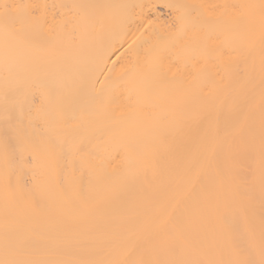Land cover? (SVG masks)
Segmentation results:
<instances>
[{
    "label": "bare ground",
    "instance_id": "bare-ground-1",
    "mask_svg": "<svg viewBox=\"0 0 264 264\" xmlns=\"http://www.w3.org/2000/svg\"><path fill=\"white\" fill-rule=\"evenodd\" d=\"M0 264H264V0H0Z\"/></svg>",
    "mask_w": 264,
    "mask_h": 264
},
{
    "label": "snow or ice",
    "instance_id": "snow-or-ice-1",
    "mask_svg": "<svg viewBox=\"0 0 264 264\" xmlns=\"http://www.w3.org/2000/svg\"><path fill=\"white\" fill-rule=\"evenodd\" d=\"M4 7H5V8H7V7H8V5H5Z\"/></svg>",
    "mask_w": 264,
    "mask_h": 264
}]
</instances>
